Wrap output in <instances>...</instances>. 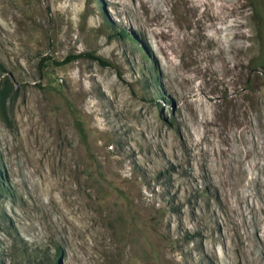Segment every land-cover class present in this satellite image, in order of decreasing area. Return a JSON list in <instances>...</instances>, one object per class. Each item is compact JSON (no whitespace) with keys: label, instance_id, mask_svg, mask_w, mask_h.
<instances>
[{"label":"rangeland","instance_id":"374dc122","mask_svg":"<svg viewBox=\"0 0 264 264\" xmlns=\"http://www.w3.org/2000/svg\"><path fill=\"white\" fill-rule=\"evenodd\" d=\"M173 1L0 0V264H264V0Z\"/></svg>","mask_w":264,"mask_h":264},{"label":"bare ground","instance_id":"6f19581e","mask_svg":"<svg viewBox=\"0 0 264 264\" xmlns=\"http://www.w3.org/2000/svg\"><path fill=\"white\" fill-rule=\"evenodd\" d=\"M173 1V0H172ZM174 2V1H173ZM227 2V1H226ZM225 2V4L224 5H222L221 6V9H222V11L224 10V9H227V3ZM175 7V6H174ZM193 8H197L198 9V4H194L193 6L192 5H187V9L188 10H193ZM146 11V20L148 21V22H150L149 23V25L148 26H153L152 27V30H153V33L154 34H156V31H157V29L159 28V26H161L162 24H165L166 22H168V20H169V18H165V20H164V16L161 14V12H154V11H152V10H150V9H147V10H145ZM194 13V17L195 16H197V18H198V14L197 13H195V12H193ZM165 14V13H164ZM220 14V13H219ZM223 14H224V12H223ZM170 15H172V14H170ZM203 15V14H202ZM167 16H168V14H167ZM211 16V15H210ZM223 16V15H222ZM227 15H225V17H223L224 19H226L227 17H226ZM223 18H221L220 17V19H223ZM166 19H168L167 21H166ZM185 19H187V18H185ZM171 20H172V18H171ZM170 20V21H171ZM174 21V20H173ZM231 21V20H230ZM229 21V22H230ZM148 22L146 23V24H148ZM221 22V21H220ZM175 23V22H174ZM173 23V24H174ZM224 22H222V24H223ZM145 24V23H144ZM170 25H172V22L171 23H169ZM190 24V23H189ZM163 26V25H162ZM161 26V27H162ZM166 26V25H165ZM158 27V28H157ZM169 27V26H168ZM164 28H166V27H164ZM159 30V29H158ZM169 30V29H168ZM176 31V30H175ZM178 31V30H177ZM170 31H167V30H163V29H161V30H159V32H157V35H164L166 38L168 37V39L169 38H171L172 39V41L173 42H176V41H174L176 38H177V36L175 35L174 36V34L176 33H172V32H170ZM221 32V31H220ZM217 33V32H216ZM177 34V33H176ZM180 34L181 33H179V35L178 36H180ZM186 34V33H185ZM239 38H243V33H241V31H239L237 34H236ZM164 37V38H165ZM186 36H184V38H185ZM190 37H191V35H190ZM179 38H181V36L179 37ZM182 38H183V36H182ZM181 38V39H182ZM170 39V40H171ZM183 40V39H182ZM189 40V39H188ZM178 41V40H177ZM184 42V41H183ZM152 43H153V41H152ZM155 43V42H154ZM179 43V42H178ZM182 44V43H181ZM180 44V45H181ZM169 45V47L171 48V46H170V44H168ZM156 46V45H155ZM159 46V45H158ZM162 46V45H161ZM161 46H160V48H161ZM174 46V48H172L173 50H174V52H178V51H180V49H178V47H177V44L175 43V45H173ZM158 48V47H157ZM163 48V47H162ZM181 48V47H180ZM157 50H159V49H157Z\"/></svg>","mask_w":264,"mask_h":264},{"label":"trees","instance_id":"16d2710c","mask_svg":"<svg viewBox=\"0 0 264 264\" xmlns=\"http://www.w3.org/2000/svg\"><path fill=\"white\" fill-rule=\"evenodd\" d=\"M261 19V18H260ZM123 34V32H122ZM86 54L88 56H90L91 58L97 60L98 62H100L101 64H110L108 60H106L103 56H101L100 54L94 53V52H80L78 54H67L66 56H64L61 59H55V63L56 64H64L69 62L70 60H72L74 57L80 56ZM264 58V55L261 54L259 55V59L260 58ZM10 85L9 79L8 77L4 76V79L1 81V87L2 88H6ZM4 90V89H2ZM2 189L1 183H0V190Z\"/></svg>","mask_w":264,"mask_h":264}]
</instances>
